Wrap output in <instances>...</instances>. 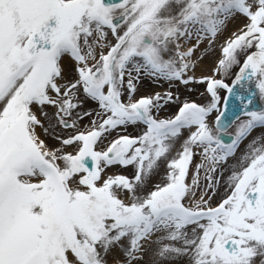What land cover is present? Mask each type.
<instances>
[{"label":"snow or ice","instance_id":"1","mask_svg":"<svg viewBox=\"0 0 264 264\" xmlns=\"http://www.w3.org/2000/svg\"><path fill=\"white\" fill-rule=\"evenodd\" d=\"M244 82L264 97V0H0V264H264V132L237 156L264 109L229 133L219 94Z\"/></svg>","mask_w":264,"mask_h":264},{"label":"rangeland","instance_id":"2","mask_svg":"<svg viewBox=\"0 0 264 264\" xmlns=\"http://www.w3.org/2000/svg\"><path fill=\"white\" fill-rule=\"evenodd\" d=\"M243 23H245V21L243 19H236L235 21L231 22L229 25H228V28H227V31L224 32V34L219 38V41H218V44L219 43H222L223 40L231 35V33L235 30H237L238 28H240ZM201 53L198 52V55H200ZM220 48L219 46H217L213 51H211L208 55L205 56V58L202 60V61H205L207 63L204 64L202 63L204 66H205V72H203V74L201 75H211V69L212 67L214 66V60L220 56ZM241 59H243V57H241ZM239 70V66H236L232 69V74H230L228 77L225 78V82L228 83L229 85L232 83V81L234 80L235 78V74H237ZM196 74V73H195ZM201 75H198L196 74L197 77H200ZM217 78H221V77H217ZM154 84H152L151 82H148V80H144V82H142V84L140 85L139 87V92L137 93V98L140 96V95H152L156 92H159V88L161 86H153ZM205 88H206V84H200V83H194V84H190L188 87H185L183 85H181V102L184 101V100H190V99H193V98H196L197 102L199 104H205L208 102V100L210 99L209 95L205 92ZM226 92L227 90L225 89H221L219 90V94L221 96V104H223V101H224V98H225V95H226ZM90 107H95V105H90ZM170 114L169 111H161L160 112V117H163V116H166V117H169L168 115ZM215 115V114H213ZM241 119L245 118L243 115L240 116ZM92 118L91 117H87L85 118L82 122H81V126H86L89 124V121L91 120ZM235 128V122H233L231 124V127L229 129V133H231ZM137 129H134V128H129L128 129V133L130 134H133L135 135L137 133ZM262 132H264V129L260 128V129H256V131L254 130V133L252 135H250V137L248 138V140L245 141V143L240 147V150L239 152L237 153V156H240L244 150H245V145L254 137L260 135ZM116 135V133L114 132L112 134V136L114 137ZM185 136L188 135L187 132L184 133ZM111 139V137L109 138ZM179 146V145H178ZM101 147H103V145H101ZM71 150V149H70ZM201 156L200 155H197L194 157V160H193V166L196 164V163H199L200 160H201ZM233 161L230 159L229 160V163L228 165H225V168H229L233 165ZM110 172H115V171H121L123 172L124 174L126 175H130L131 172H132V169L129 168L127 170H123V169H110L109 170ZM162 174V173H161ZM201 175L203 176V172L201 173ZM228 175V172L225 171L224 172V177L226 178ZM160 180V176H155L153 178V183H156ZM225 191V188H224V182L223 180L221 181V186H220V189H219V192H220V195H222ZM219 195L214 197V200H213V204L216 203V201L219 200Z\"/></svg>","mask_w":264,"mask_h":264},{"label":"water","instance_id":"3","mask_svg":"<svg viewBox=\"0 0 264 264\" xmlns=\"http://www.w3.org/2000/svg\"><path fill=\"white\" fill-rule=\"evenodd\" d=\"M238 72H239V70H238ZM233 81L230 84V86L233 84ZM235 91H236V94L231 96V97H229L227 92L225 95V98L228 99V104H229L228 115L231 118L232 123L235 121L236 116L243 115V105L241 104V101L239 99V96H241V95H243L245 97H249V96L252 97L253 103H252V105L249 106L250 110L263 109L264 104L261 101V95L259 93V90L255 87V82H252V83L244 82L243 87L236 86ZM253 93L255 95H252ZM225 98H224V100H225ZM245 103H246V101H245ZM233 114H235V115H233ZM231 138H232V136L230 134H225V136H224L225 141H228Z\"/></svg>","mask_w":264,"mask_h":264},{"label":"flooded vegetation","instance_id":"4","mask_svg":"<svg viewBox=\"0 0 264 264\" xmlns=\"http://www.w3.org/2000/svg\"><path fill=\"white\" fill-rule=\"evenodd\" d=\"M192 43H195V41L193 40L192 41ZM188 46H191V45H188ZM197 55H198V53H197ZM196 75V74H195ZM144 82V81H143ZM148 82H151L152 84H154L153 86H161L160 88H159V92H161V93H163V92H165V91H167V90H169V85L167 84V83H164V82H159V83H157V82H152V81H149L148 80ZM173 92H174V94L175 95H177V96H179V101H177L176 103H172V104H169V105H167L166 107H165V111L167 110V111H169L170 112V114L168 115V116H171V115H173L177 110H178V108L180 107V102H181V95H180V93H181V85H179L178 87H173L172 89H171ZM139 92V91H138ZM190 101H194V102H196V103H198L197 102V100H196V98H193V99H190ZM261 101H262V103L264 104V97H261ZM263 109H264V107H263ZM163 117H166V116H163ZM235 122V121H234ZM257 129H260V128H257ZM255 131H256V129H255ZM250 137V136H249ZM248 137V138H249ZM232 139V138H231ZM231 139L230 140H228V141H226V142H230L231 141ZM248 140V139H247ZM246 141V140H245ZM245 141H244V143H245ZM243 143V144H244ZM242 144V145H243ZM241 145V146H242Z\"/></svg>","mask_w":264,"mask_h":264},{"label":"bare ground","instance_id":"5","mask_svg":"<svg viewBox=\"0 0 264 264\" xmlns=\"http://www.w3.org/2000/svg\"><path fill=\"white\" fill-rule=\"evenodd\" d=\"M201 62L207 65V63H206L205 61H201ZM202 63L199 64V67H198L197 70H196V74H197V76L203 74V72L206 71V70H205L206 68H205V66H204ZM237 73H238V72H237ZM253 133H254V131L251 133V135H252Z\"/></svg>","mask_w":264,"mask_h":264}]
</instances>
